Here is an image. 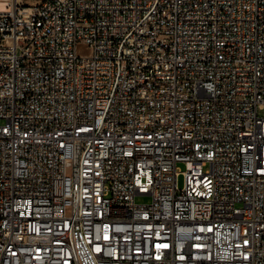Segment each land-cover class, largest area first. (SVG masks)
<instances>
[{
  "label": "built area",
  "instance_id": "obj_1",
  "mask_svg": "<svg viewBox=\"0 0 264 264\" xmlns=\"http://www.w3.org/2000/svg\"><path fill=\"white\" fill-rule=\"evenodd\" d=\"M21 1L0 264H264V0Z\"/></svg>",
  "mask_w": 264,
  "mask_h": 264
},
{
  "label": "rangeland",
  "instance_id": "obj_2",
  "mask_svg": "<svg viewBox=\"0 0 264 264\" xmlns=\"http://www.w3.org/2000/svg\"><path fill=\"white\" fill-rule=\"evenodd\" d=\"M41 2L42 0H22L20 4L25 9H31L39 5ZM260 116L264 117V109L260 110ZM178 168L182 172L186 170L183 164H179ZM179 184H180V187H183L184 185V175L183 174L179 176ZM151 199L152 198L150 196H137L136 197V201L139 204H149L151 202Z\"/></svg>",
  "mask_w": 264,
  "mask_h": 264
}]
</instances>
